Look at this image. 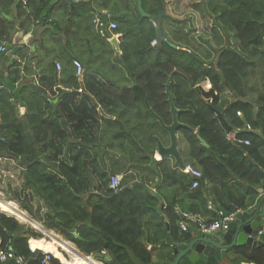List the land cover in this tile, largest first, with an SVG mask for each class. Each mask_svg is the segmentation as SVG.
<instances>
[{
	"label": "trees",
	"instance_id": "trees-1",
	"mask_svg": "<svg viewBox=\"0 0 264 264\" xmlns=\"http://www.w3.org/2000/svg\"><path fill=\"white\" fill-rule=\"evenodd\" d=\"M101 1L102 7L110 1L115 6L121 4V0ZM141 1L151 16L161 11L162 3L166 8L171 3ZM64 3L65 0H27L22 11L30 24L43 25ZM12 4L21 7L19 0H0L2 44L11 40L15 32L14 20L2 14ZM83 5L90 14L91 7ZM127 5L124 13L114 14L117 27L113 32L96 34L91 25L85 30L90 34L85 42L96 40L95 52L100 60L98 65L87 62L83 92L57 87V83L78 87L75 71L71 64L67 65L69 56L59 71L54 58L47 67L38 64L42 94L30 90L22 81L19 61L12 65L8 79L17 82L20 96L16 99L12 91L0 89V154L13 158L22 167L21 184L15 192L11 190L10 200L31 205L37 202L34 215L38 221L81 252L89 255L104 251L110 257L106 264H150L153 258L169 264L172 247L159 245L166 237V222L173 240L191 237L189 229L179 228L180 217L173 209L176 200L171 202L165 193L169 188L175 189L174 199L185 192L195 200L193 210L201 211L210 200L216 208L228 212L234 206L245 207L228 196L238 191L252 203L257 188L264 183V0H205V6L200 0H189L186 15L166 10L171 17L161 19L162 34L178 48L165 41L152 46L156 40L154 24L139 15L135 0H128ZM90 15L87 14L92 18ZM207 21L209 30L204 29L202 36L198 27L207 25ZM68 32L67 41L76 42L79 34L71 29ZM114 33L123 34L121 53L115 60L107 41ZM26 51L19 52L20 58ZM111 60L119 62L128 74L126 83L124 78L116 81L110 77L108 71L114 66H103V62ZM256 73L260 76L258 82L253 81ZM169 76L178 120L192 128L180 127L176 133L184 163L201 172L194 189L189 187L191 176L183 173L172 158H156L155 137L168 145L169 136L146 108L145 100L164 123L170 124L164 88ZM207 80L211 87L205 90L201 83ZM55 85L57 95L50 98L46 90L54 93ZM226 89L233 92L234 101L223 98L221 92ZM22 100L26 111L20 114ZM98 105L105 116L97 110ZM215 111L221 112L230 125L229 137ZM237 139L248 140L249 144ZM115 174H122L118 191L108 187ZM150 186L156 192H151ZM101 190H105V198L93 201V191ZM162 194L167 200L163 208ZM216 208L210 218L216 215ZM40 236L33 228L0 212L2 244L10 245L28 264H39L41 250L53 252L65 264H76L64 259ZM28 239L32 248L41 250H30ZM228 262L264 264V243L235 246L228 254ZM51 264L61 263L52 257Z\"/></svg>",
	"mask_w": 264,
	"mask_h": 264
},
{
	"label": "crops",
	"instance_id": "crops-1",
	"mask_svg": "<svg viewBox=\"0 0 264 264\" xmlns=\"http://www.w3.org/2000/svg\"><path fill=\"white\" fill-rule=\"evenodd\" d=\"M127 1L128 0H121V4H119L118 6H115L114 2L110 1L106 7H102V6H100V3L102 2L101 0H81L78 2H76L75 0H65L64 7L55 10L54 14L48 18L49 22L44 23L43 25H38V23L30 24L28 16L25 15L22 11V9H26V7L21 2L19 4L21 7L17 6V4L7 5L5 7V11H3L2 14L5 18H7L9 20H11V19L14 20L15 32H14L12 38H14L13 40L16 41L15 45H17L20 40L26 38V36L28 34H31V37H29L26 44H24L26 47L23 49L24 45L20 46V48L17 49L16 53L14 54V56L17 58V61H19L21 63V73L23 76L22 81L23 80L26 81V84L28 87H29L30 83L35 84L38 88H40L42 90L41 93L36 92L31 87H29V89L35 91L38 94H42L44 92V87L42 85H40V83H39L41 81L40 80L41 73H40V67L38 66V64H40L41 67H47L49 65V63L51 62V60L54 58L56 60L55 62L59 63L60 66L62 67V66L66 65V56H69L67 58V60L69 62L67 65L71 64V67L74 69V71H75V68L73 65L74 59H77V60L80 59L79 61L82 63V66L84 69L87 66V62H89V64H91V65H98L100 57L96 54L97 52H95V50L98 49L97 42H96V40H94L91 43H86L85 38L88 37V35H90V34H88L89 31L86 32L85 30L87 29V27L89 25H91L93 28L92 29L93 32L96 34L103 35L105 31L113 32V30H115L116 28L115 29L108 28L109 22H111V21H114L115 23L117 22V20H115V17H116L115 15L118 16L119 14L124 13V11L127 9V6H128ZM170 2L171 3L169 5V7L166 8V6L163 3H162V6L164 5L165 9L167 11L171 12V14L175 13L178 15L179 14L186 15V10L188 7L186 5H189V0H170ZM175 2H177L176 5L174 4ZM83 4H88L91 7V10H92L90 13L91 15L89 14L88 9ZM135 4H136V6H134V7H136V9H137L136 0H135ZM191 10H193L191 7L188 8V12L191 13ZM161 11H162V9H161ZM87 14L90 15L92 18L87 16ZM87 17L89 19H87ZM94 18L99 20V23L98 22L94 23V21H93ZM116 27H117V24H116ZM68 29H71V31L77 33V35L79 34L78 35L79 37L77 38L76 42L67 41L70 37V35H69L70 33L68 32ZM118 36H121L120 40L118 42V44H120L122 41V38H123V34H121V33H114L111 35V37L107 38V41L112 46L114 60L121 53V51L119 49V53L116 52V50H115L114 46L111 44L110 40H111V38L118 37ZM91 37H93V36H91ZM1 45H3V44L0 42V46ZM25 50H27L28 52L26 51V54L24 52V58H20L19 52H22ZM56 63H55V65H56ZM12 65H11V67H12ZM207 82H209V80H207ZM15 84L18 85L17 82H15ZM78 84H79V81H78ZM209 84L211 87L210 82H209ZM83 85H84V83H83ZM57 87H59V83H57ZM57 91L58 90H56V85L54 87V93L51 92V89L46 90V92L50 98H54L57 95ZM221 95L223 96L224 99L228 100L229 102H232L235 100V96H234L233 92L230 91L229 89H226V90H224V92H221ZM251 97H253V96H251ZM54 100H56V99H54ZM21 102H24V105L21 106L19 103V113L23 114L26 111V104H25L24 100H22ZM97 109L99 110L100 114H102V115L105 114L102 111L100 105L97 106ZM182 144L184 145V142ZM156 158L161 159V157H159L157 154H156ZM78 164L80 165L81 162L78 161ZM16 166H18V169H19V172H17V174L19 176H13V177L12 176H1V179H0V195L2 198H10L11 196H13L11 190H14V189H12V188L13 187L17 188L21 184L22 167L19 164H17ZM3 168H5V167L4 166L0 167V170H2ZM13 168L15 169L16 167H13ZM180 169L183 172L182 168H180ZM183 173H186V172H183ZM95 175L97 176V174H95ZM17 178H19V181ZM14 181H17V182H14ZM99 182L100 181L96 182V185L100 184ZM130 184H132V182H128L129 186H130ZM9 186H11L12 188L8 190V193H7L8 195L6 197H4L3 191L4 190L6 191ZM263 187H264V183L260 187L257 188V190H256L257 196H256L255 200L260 195V189ZM150 190H151V192H156V189L154 186H150ZM105 193H106L105 190L93 191V194H92L93 195V201H95V200H101L102 201V198H105ZM165 193L169 197L168 200H170L171 202L173 200H176V204L173 207V209H174V212L177 215H179V217H180L181 212H191L193 214L198 215L200 218H202L204 220H207V219L210 220L213 218V217L210 218L209 214H212V209L216 208L214 201L208 200L205 208H202L201 211H198V210L191 209V207L196 204V203L193 204L195 202V200L186 196L185 192H180L175 199H174L175 189L169 188ZM235 193H236V195L233 194L231 196H228L227 198L233 199V200L237 199V201H238V203H240V205L245 204V207L241 208V210H245L246 208H248L249 206L254 204L255 200L252 203H250L249 200L247 199V197L244 198L242 193H240L238 191H236ZM84 195L86 196V194H84ZM131 195H133V194H128V196H131ZM87 196H88V194H87ZM161 197H162L161 208H163L164 206H166L167 200L165 199L166 196L164 194H162ZM85 199H87V198H85ZM177 201H178V203H177ZM196 202H197V200H196ZM136 205H138V204H136ZM216 209H220V208H216ZM32 217L34 218L35 216L32 215ZM188 229L191 232V237L189 240L175 241L172 239L174 242H178L179 248H184L185 245L188 244V242L192 238H194L195 236L201 235L197 226L193 222H189ZM261 230L264 232V227H262ZM51 231H53V230H51ZM59 236H61V235L59 234ZM49 238H50V236L47 237V239H49ZM55 238H57L58 240H60L62 242H64V240H66L62 236H61V238L63 240L58 238L57 236H55ZM29 239H28V241H29ZM233 248H229L226 251V255L224 258H222L220 260V264H230L228 262V254H229L230 250H232ZM153 260L158 261L156 258H153Z\"/></svg>",
	"mask_w": 264,
	"mask_h": 264
},
{
	"label": "water",
	"instance_id": "water-1",
	"mask_svg": "<svg viewBox=\"0 0 264 264\" xmlns=\"http://www.w3.org/2000/svg\"><path fill=\"white\" fill-rule=\"evenodd\" d=\"M137 10L142 18H149L155 26L156 32V42L154 47L159 46L163 41H165L169 46L173 48H178L176 45L169 42L162 34L161 29V19L163 17H171L166 11L164 5L162 6V11L151 16L149 13L145 12L142 8V1L136 0ZM201 4L205 6V0H200ZM178 21V19H174ZM31 34H28L26 38L19 41L15 45V40L12 38L7 42L3 43L4 50H0V89L6 88L13 92L16 99L20 96V91L14 82L8 79L9 70L12 64L17 61L14 56L17 49L20 46L26 44ZM121 36L111 38L110 42L114 46L116 52L119 53V40ZM171 76L164 84L165 94L167 96V101L169 103V112L171 114V123L166 124L160 116L155 114L145 100L146 108L155 116L160 126L168 133L169 144L164 145L158 137H155L157 144L156 154L163 157H171L174 163L180 168L184 167V161L178 149V136L177 129L180 127L192 129L186 124L181 123L178 120L179 110L175 107L173 102L172 94L169 90ZM29 87L34 89L36 92L41 93V89L35 84L30 83ZM20 105L23 106L24 102L20 101ZM216 116L224 127L225 131L228 133L231 131L230 125L226 122L223 115L219 111H215ZM200 142L203 145H207L206 142L199 137ZM20 205L26 208L31 214H34V207L29 202H21ZM161 218L164 215L161 214ZM264 227V187L260 189V195L255 200L254 204L238 213L235 220L228 224V228L224 230L214 231L212 233H201L199 236L192 238L184 248H179L178 242H174L170 235V226L166 222V237L159 241V245L168 244L172 246L173 259L170 264H220V260L225 257L226 251L229 248L239 247V246H249L254 247L264 243V232L261 228ZM259 230L262 232L259 234ZM25 238H29L28 234L22 235ZM92 259L102 258L105 262L110 261V257L104 251H95L89 254ZM150 264H163L159 261L153 260Z\"/></svg>",
	"mask_w": 264,
	"mask_h": 264
},
{
	"label": "built area",
	"instance_id": "built-area-1",
	"mask_svg": "<svg viewBox=\"0 0 264 264\" xmlns=\"http://www.w3.org/2000/svg\"><path fill=\"white\" fill-rule=\"evenodd\" d=\"M76 2L81 1V0H75ZM20 2L23 5L27 4V0H20ZM94 23L98 22L99 20H97L96 18H94ZM108 28L111 29H115L116 28V23L114 21L109 22ZM154 43V41H153ZM0 50H4L3 46H0ZM73 65L75 68V76L77 78V80L79 81L78 87H64L63 85L59 84V88L71 92V91H76V92H83L84 91V85H83V76H84V68L82 66V63L77 60L74 59L73 60ZM56 69L59 71L61 69V66L59 63H56ZM238 115H240V112H237ZM249 128V126H248ZM240 142H243L245 144H249V141L247 140H242ZM7 162L12 164V165H16V162L11 158H8L6 156H3L0 154V167H6ZM183 172H186L188 175L191 176L192 178V182L190 185V188L194 189L197 188L199 185V178H201V172L198 168L194 167L192 164H185L183 167ZM109 189L113 190V191H118L119 187H120V178L117 175H112L110 177L109 180V184H108ZM1 201L2 202H6L9 207L8 212L10 214H8V212H5L4 210H2V206H1ZM243 210L239 209L238 207L234 206V210L231 211H224L222 209H219L216 211V215L209 221H206L202 218H200L198 215L193 214L191 212H181L180 213V220L178 222L179 228L182 231H186L188 229V224L189 222H193L198 230L202 233H212L214 231H218V230H224L228 228V224L230 222H232L233 220H235L236 216L238 213L242 212ZM0 212L6 214L7 216H11L13 218H15L17 221H19L22 224H25L26 226L29 225L32 228H34L37 232L41 233L42 237L47 236V234L41 230V225L39 222H36V220L32 217V215L26 211L25 209H23L20 205V203L16 200H10L8 198H2L0 195ZM262 231L259 230V234ZM45 238V237H44ZM51 238V237H50ZM65 245H69V242L64 241L63 242ZM30 250L34 251V250H39L38 247L36 248H32L29 244ZM57 250L59 251V253L62 255V257L64 259H68L67 257H69L68 260L71 259V256L69 255V253H67L63 247L58 246ZM43 252V256L41 257V259L39 260V264H51V259L52 257H56L59 262L61 264H65L61 258L57 257L53 252L51 251H45L42 250ZM80 255L89 257L92 262H94V264H102V261H98L96 259H92L90 257V255H85V254H81ZM101 260V259H100ZM13 261L14 264H28L27 260L23 258V256H19L17 254H15L10 245L7 244H2V241L0 239V264H6L7 262Z\"/></svg>",
	"mask_w": 264,
	"mask_h": 264
},
{
	"label": "rangeland",
	"instance_id": "rangeland-1",
	"mask_svg": "<svg viewBox=\"0 0 264 264\" xmlns=\"http://www.w3.org/2000/svg\"><path fill=\"white\" fill-rule=\"evenodd\" d=\"M208 22V24L207 25H201L200 27H198V34H200V35H202L203 36V34L205 33V30L204 29H206V30H209V26H210V22L209 21H207ZM207 37V36H206ZM105 65H107V67L109 66L110 68H112L111 66H114V68L113 69H111L110 71H108L109 72V74H110V77L113 79V80H116V81H121L123 78L125 79V78H127L128 79V74L126 73V71L124 70V68L121 66V64L118 62V64L117 63H114L112 60L111 61H106V62H103V66H105ZM120 66V67H119ZM260 78V76L258 75V73H256V75H255V77H253V81L255 82H258V79ZM124 83H126V79H125V82ZM127 83H128V81H127ZM258 84V83H257ZM201 85H202V87L205 89V90H208L209 88H210V84H209V82H207V81H204L203 83H201ZM98 110V109H97ZM99 111V110H98ZM85 138V137H84ZM183 143V142H182ZM60 153H61V149H60ZM18 169H14V168H3L2 170H0V179H1V176H19L18 174H17V171ZM115 175H117L119 178H120V176H122V174H115ZM18 179V181H19V178H17ZM14 182H17V181H14ZM12 187L11 186H9L8 188H7V190L5 191H3L4 192V197H6L8 194V190L9 189H11ZM15 188L16 187H13L12 189H14L13 191L15 192ZM2 192V193H3ZM8 199H10V198H8ZM36 204H37V202L36 203H34L33 204V206L35 207L36 206ZM3 210V209H2ZM5 211V210H4ZM6 212V211H5ZM9 214V213H8ZM35 216V215H34ZM37 221L36 222H39L38 221V219L36 218V216L34 217ZM40 223V225H41V230H43L48 236H50V237H55V236H57L58 238H60V239H62L61 238V236H59V234H57L56 232H54V231H51V230H48V229H46L45 227H44V225L41 223V222H39ZM27 226H29V225H27ZM32 228V227H31ZM48 236H44L45 238H47ZM44 237H42L43 238V240H44V242H45V238ZM63 240V239H62ZM65 241V240H64ZM48 243V242H47ZM69 244H71L75 249H76V246L72 243V242H69ZM43 248H44V244H43ZM55 250L58 252V250L55 248ZM81 252V251H80ZM68 259H69V257H67ZM102 259V258H101ZM96 260H98V261H102V260H100V259H96ZM104 261V260H103ZM101 262L102 264H105L104 262Z\"/></svg>",
	"mask_w": 264,
	"mask_h": 264
},
{
	"label": "bare ground",
	"instance_id": "bare-ground-1",
	"mask_svg": "<svg viewBox=\"0 0 264 264\" xmlns=\"http://www.w3.org/2000/svg\"><path fill=\"white\" fill-rule=\"evenodd\" d=\"M7 205L8 204L6 202H2L1 201V206H2L3 210H5L6 212H8V209H9V207ZM45 241L50 243L52 245V247L54 248V250H55V248L57 249L58 246L63 247V249L67 253H69V255L71 256L70 262H73V263H76V264H94V262H92V260L89 259L88 257L80 255L79 251L77 249H75L72 245H65L62 241L58 240L55 237L49 238V239L45 238Z\"/></svg>",
	"mask_w": 264,
	"mask_h": 264
},
{
	"label": "clouds",
	"instance_id": "clouds-1",
	"mask_svg": "<svg viewBox=\"0 0 264 264\" xmlns=\"http://www.w3.org/2000/svg\"><path fill=\"white\" fill-rule=\"evenodd\" d=\"M155 42H156V40L154 41V43L152 44V46H154V44H155ZM238 115V114H237ZM240 116H241V114H240ZM248 126L249 125H246V129H250V127L248 128ZM227 133V132H226ZM229 133V132H228ZM228 133H227V137H229L228 136ZM237 141L238 142H240V141H242V139H237ZM248 141V140H247ZM243 143V142H242ZM245 144V143H244ZM9 158V157H8ZM11 159V158H10ZM13 159V158H12ZM14 160V159H13ZM15 161V160H14ZM16 165H17V163H16ZM16 165H12V164H10V163H8L7 162V165H6V167L5 168H13V167H16V169H18V166H16ZM184 165H185V163H184ZM182 170H183V168H182ZM18 172H19V169L17 170ZM13 200H16V199H13ZM17 201V200H16ZM19 202V201H18ZM25 202V201H24ZM19 203H21V202H19ZM22 207V206H21ZM34 207V206H33ZM23 209H25L26 211H28L26 208H24V207H22ZM29 212V211H28ZM30 213V212H29ZM31 214V213H30ZM31 215H34V214H31ZM11 217V216H10ZM19 222V221H18ZM25 225V224H24ZM29 227H31V226H29ZM34 229V228H33ZM35 230V229H34ZM36 231V230H35ZM37 232V231H36ZM38 234H40L41 235V233H39V232H37ZM40 237H42V235L40 236ZM65 241H67V242H70V241H68V240H65ZM69 245H71V244H69ZM28 246H29V241H28ZM30 248V247H29ZM77 249V248H76ZM39 250H41V249H39ZM78 251H79V253H81V254H85V253H83V252H80V250L79 249H77ZM42 251V250H41ZM85 255H88V254H85ZM56 258V257H55ZM97 259H101V258H97ZM102 260V259H101ZM104 262V261H103ZM105 263V262H104ZM106 264V263H105Z\"/></svg>",
	"mask_w": 264,
	"mask_h": 264
}]
</instances>
